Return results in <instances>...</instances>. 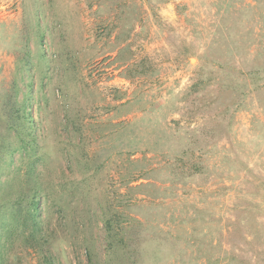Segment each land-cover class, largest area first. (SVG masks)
<instances>
[{"label":"rangeland","instance_id":"rangeland-1","mask_svg":"<svg viewBox=\"0 0 264 264\" xmlns=\"http://www.w3.org/2000/svg\"><path fill=\"white\" fill-rule=\"evenodd\" d=\"M259 15L264 0H0V104L15 89L32 118L29 135L20 123L7 133L14 150L0 160L1 204L41 190L28 213L22 198L11 211L18 221L3 222L0 264H45V255L52 264H180L184 239L192 262L207 220V240L225 244L211 249L221 264H264V70L238 75L249 88L237 98L238 87L221 85L223 65L250 63L217 44L225 26L251 27L252 41L239 45L259 66ZM163 153L180 181L151 179L169 187L154 198L151 188L129 190L150 180L133 179L143 170L168 174ZM195 164L206 174L185 178ZM174 208L186 223L203 219L195 242L188 226L178 237ZM140 213L148 227H136ZM159 224L170 232L158 235Z\"/></svg>","mask_w":264,"mask_h":264},{"label":"trees","instance_id":"trees-1","mask_svg":"<svg viewBox=\"0 0 264 264\" xmlns=\"http://www.w3.org/2000/svg\"><path fill=\"white\" fill-rule=\"evenodd\" d=\"M264 18V16H260L259 15V21H261V19ZM226 30L228 31L227 34L224 36L222 34V37H223V42L221 41H218V40H215V41H218L217 44L219 46H222L223 47V51L225 54H228L229 52L231 51H236L240 56L242 55V57L244 58L243 59V64H245L246 66L249 64L250 65V70H245L243 71L240 67H238L237 65H234L233 63H231L229 61H225L227 63H225L223 66L225 67L224 70H223V74L221 73V85H224L226 88L227 87H233L234 89H236L238 87V91H233L232 94L235 95L237 98H240L242 97L243 95L247 94V92L244 91V89L247 87V89L249 88L248 87V84L246 83V80L244 81V78L243 79H240L239 80V77L238 75H240V77H243L245 75H249L250 74V77L252 76H256L260 73H263V70H264V61H263V56L260 58L261 60H258L259 61V66L255 67L254 64L255 62L253 61V63H251V61L246 57L247 55V49H248V46H240L239 43L240 41L243 42V40L245 41L244 43H247V42H250L252 41V38H253V33H252V29L251 27L245 29V30H241V28L237 27V26H225ZM220 37V35H219ZM216 43H210L209 44V48H210V52H213L215 53L217 47L215 48V45ZM215 49V51H214ZM242 49V50H241ZM246 49V51H244ZM262 52V48H258L255 53L256 55L257 54H261ZM254 53V54H255ZM222 60H225V57L224 58H220ZM257 63V62H256ZM153 71V69H152ZM201 81H203V79H200ZM194 85H198L197 82L193 83V86ZM192 90H196V89H192ZM15 93V89H10L8 91L5 92V94L2 96V101H1V104H0V112H1V115H2V119H3V125L2 126V129L0 130V160H2L4 157H7V155H11V153L13 152V148L11 147V142L9 141L8 139V132L14 130L17 132H19L18 130V126H16L17 124H21L22 125V129L21 131H25L26 134L29 135V131L28 130H31L32 129V123H31V116L28 112H26V109L27 108V105L29 103V101L27 100V98L25 99L24 102L20 104H17L16 100H14V94ZM239 103H241V99L239 101ZM237 103V106H239L240 104ZM20 131V132H21ZM162 139V138H161ZM161 139H158L156 141H154L153 145L155 147H158V148H161L165 145H167L168 147V144L167 142L164 140H161ZM21 140H23L21 138ZM169 140V139H168ZM169 150H170V147L167 149V152L165 153H169ZM171 158L169 157L168 154H164L163 153V157H162V160H164V164H163V168L166 169V171H168V174H166V176L164 177H160V176H151L152 173H154V169H150L149 171H145L143 170L140 174H138L137 176H135L133 179H137L139 177H146V179H150V180H147V182L145 183H141V184H138V185H135V186H130V187H127L129 190H138L139 188H142L143 186L145 188H151V190L153 192H151L150 194L148 192L147 195L149 197H155V196H158V195H164L166 193V191L169 189L168 186H164V187H159V186H156L153 184V182H151V179H160V181L162 182H167V181H170V185H173L175 184L176 182L180 181V175L178 173H175V176L174 177H171L170 174H169V167L172 166V163L170 162ZM235 159V158H234ZM232 162H234V165L237 164V165H240L243 164V162L240 160H234ZM224 164H226V162H224ZM195 168H192L191 169V172L190 174H188V177H185L187 179L193 177L196 175V171H197V174H200V175H205L206 174V171H203V166L201 167H198L199 165L195 164ZM239 168V167H237ZM244 171H250V168H248L247 166H245V168H243ZM160 171V169H159ZM171 172V171H170ZM173 174V173H172ZM182 179V178H181ZM6 186V192H9L10 189L9 188V185H5ZM143 187V188H144ZM40 189L38 187V185L36 186H33L29 191L25 192V193H21V194H18L14 199H12L9 203H7V208H3V205L1 204V200H0V229H3V222H6V221H18V216H14V213L12 215L11 211L12 212H15L14 211V207L16 205V203L22 199V198H26V201H25V204L23 205L24 208V211L25 213H28V210L30 208V205L33 204L34 202H38L39 198H40ZM30 199V200H29ZM20 201H23V200H20ZM149 206H154V203L153 201H148L147 202ZM21 204V203H20ZM134 205L136 206V208H140V207H143V206H146L145 204H141V205H137L136 203H134ZM156 205V204H155ZM124 205L123 204H119L115 207H123ZM126 207L129 206V204L125 205ZM22 208V205L21 207ZM161 208L164 209V211L168 210V209H172V206L170 205H166V206H162ZM9 209V210H8ZM40 209V207H39ZM174 211H177V213L175 212L174 213H170L168 215L169 219L171 222H177L178 223V227L177 226H174V227H177V232L179 233L178 237L182 234L181 232L186 228L185 226H188V230H189V227L190 229L192 230V232L194 233V238H193V241L195 242L196 239H197V233H198V229H197V226L203 222V219L201 218L200 220H193L192 219V223L190 224V222L186 223V220L185 218H183V212H179L180 210H175L174 208ZM31 213V212H30ZM116 214H118V211L115 210ZM24 213L21 214L20 216V221L19 222H24L27 218L26 216L28 215H24ZM150 215V214H149ZM140 216L143 218L141 220H136V219H133V221H135V225H137L136 227L139 228V227H148L149 226V222L148 219H150L151 216H148V215H145L143 213H140ZM177 220V221H176ZM212 221V220H210ZM208 223H205L204 225H207L210 229L211 227H213L211 230L206 227L205 230L202 231V237L198 239L197 242H195V245L193 248L195 249V256H193L192 254L194 252L191 251V258L192 260H197L199 258H201V261L203 262V264H221V258L220 257H217V258H214L211 254V249H217V251H221V252H226L225 248L223 247V245L225 244H222V241L220 239L222 238H219L216 240V242H212L211 240H207V238L209 236H213V232H214V226L212 225L211 226V223L207 220ZM174 224V223H172ZM104 225L106 227H111L112 226V223H111V220H110V216L108 218H105L104 219ZM160 226H158V235L159 233H161V236H164L166 234H168L170 232L171 229H166V228H163L161 226V224H159ZM38 225L35 224V229L38 230ZM168 228H171V227H168ZM203 226L200 228V230H202ZM7 229V227L5 228ZM40 229V228H39ZM108 229V228H107ZM197 229V230H196ZM155 231H157L155 229ZM192 233V234H193ZM32 235V234H31ZM209 235V236H207ZM12 236V235H11ZM159 236V237H161ZM10 237V236H9ZM9 237H6V239L8 240V244H11V240L9 239ZM177 237V238H178ZM151 240H158V238H149ZM180 240H182L181 238H179ZM164 240V238H163ZM207 240V241H206ZM160 241V240H159ZM162 242V241H161ZM7 243V241H6ZM186 246V247H185ZM192 247V244L191 243H188V240L187 239H184V246L180 244V246L177 248V254L179 255V258L181 257V259H178V263L180 264H197V262L195 263L194 261H190V260H187V253L184 252L185 249H189V247ZM213 249V250H214ZM227 254V253H226ZM51 256L49 255H45L44 257V261H45V264H52L51 260L52 258H50ZM224 259V258H222ZM232 257L229 259V261L231 262L232 260ZM225 264V263H223Z\"/></svg>","mask_w":264,"mask_h":264}]
</instances>
